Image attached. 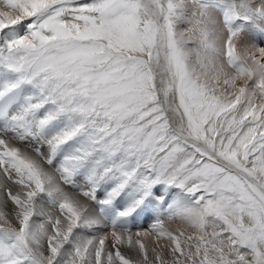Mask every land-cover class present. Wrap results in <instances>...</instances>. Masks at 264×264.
Wrapping results in <instances>:
<instances>
[{
    "label": "snow or ice",
    "instance_id": "1",
    "mask_svg": "<svg viewBox=\"0 0 264 264\" xmlns=\"http://www.w3.org/2000/svg\"><path fill=\"white\" fill-rule=\"evenodd\" d=\"M0 264H264V0H0Z\"/></svg>",
    "mask_w": 264,
    "mask_h": 264
}]
</instances>
